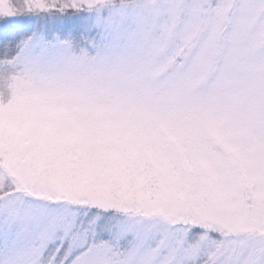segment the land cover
Instances as JSON below:
<instances>
[{
	"label": "snow or ice",
	"instance_id": "obj_1",
	"mask_svg": "<svg viewBox=\"0 0 264 264\" xmlns=\"http://www.w3.org/2000/svg\"><path fill=\"white\" fill-rule=\"evenodd\" d=\"M0 264H264V0H0Z\"/></svg>",
	"mask_w": 264,
	"mask_h": 264
}]
</instances>
